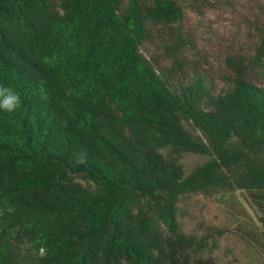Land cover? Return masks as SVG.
<instances>
[{"label":"trees","instance_id":"trees-1","mask_svg":"<svg viewBox=\"0 0 264 264\" xmlns=\"http://www.w3.org/2000/svg\"><path fill=\"white\" fill-rule=\"evenodd\" d=\"M187 2L0 0V84L22 101L0 111V264H220L223 231L184 228L194 195L239 213L243 193L264 244V4L217 90ZM185 153L206 158L187 172Z\"/></svg>","mask_w":264,"mask_h":264},{"label":"rangeland","instance_id":"rangeland-1","mask_svg":"<svg viewBox=\"0 0 264 264\" xmlns=\"http://www.w3.org/2000/svg\"><path fill=\"white\" fill-rule=\"evenodd\" d=\"M203 3L199 1L201 6ZM259 3L264 4V0H211V4L203 8H191V3L186 4L184 26L194 42V51L204 57L200 65L215 78L213 84L217 90L222 86L216 79L217 59L221 60L237 46L235 38L242 36L245 30L238 25L242 24L246 7ZM186 54L198 62L197 55ZM205 158L204 155L185 153L182 161L188 172ZM239 197V207H245L239 213L213 198L188 197L179 206L181 220L187 231L204 236L205 241L210 242L209 235L215 234L217 229L223 231L217 237V247L213 251L220 264H264V244L253 234L257 232L254 223L258 222V215L243 193Z\"/></svg>","mask_w":264,"mask_h":264},{"label":"clouds","instance_id":"clouds-1","mask_svg":"<svg viewBox=\"0 0 264 264\" xmlns=\"http://www.w3.org/2000/svg\"><path fill=\"white\" fill-rule=\"evenodd\" d=\"M22 104L19 94L11 86L0 84V111L11 114Z\"/></svg>","mask_w":264,"mask_h":264}]
</instances>
